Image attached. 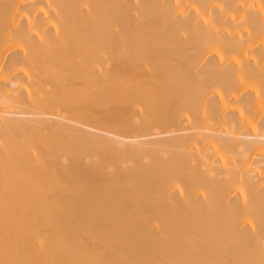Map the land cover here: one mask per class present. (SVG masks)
I'll return each mask as SVG.
<instances>
[{
	"label": "bare ground",
	"instance_id": "1",
	"mask_svg": "<svg viewBox=\"0 0 264 264\" xmlns=\"http://www.w3.org/2000/svg\"><path fill=\"white\" fill-rule=\"evenodd\" d=\"M0 264H264V0H0Z\"/></svg>",
	"mask_w": 264,
	"mask_h": 264
}]
</instances>
